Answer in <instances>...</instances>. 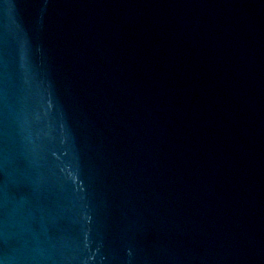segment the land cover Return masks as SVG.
Returning <instances> with one entry per match:
<instances>
[{"label": "water", "instance_id": "1", "mask_svg": "<svg viewBox=\"0 0 264 264\" xmlns=\"http://www.w3.org/2000/svg\"><path fill=\"white\" fill-rule=\"evenodd\" d=\"M0 264H264L233 0H0Z\"/></svg>", "mask_w": 264, "mask_h": 264}]
</instances>
